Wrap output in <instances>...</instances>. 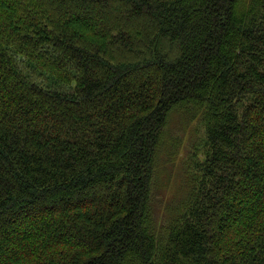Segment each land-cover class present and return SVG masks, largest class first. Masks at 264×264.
I'll list each match as a JSON object with an SVG mask.
<instances>
[{
	"label": "trees",
	"instance_id": "trees-1",
	"mask_svg": "<svg viewBox=\"0 0 264 264\" xmlns=\"http://www.w3.org/2000/svg\"><path fill=\"white\" fill-rule=\"evenodd\" d=\"M0 264H264V0H0Z\"/></svg>",
	"mask_w": 264,
	"mask_h": 264
},
{
	"label": "rangeland",
	"instance_id": "rangeland-1",
	"mask_svg": "<svg viewBox=\"0 0 264 264\" xmlns=\"http://www.w3.org/2000/svg\"><path fill=\"white\" fill-rule=\"evenodd\" d=\"M182 158L183 155L178 156L173 167L165 168L161 173L163 180V187L160 190L162 201L174 199V197L184 189L182 184Z\"/></svg>",
	"mask_w": 264,
	"mask_h": 264
}]
</instances>
